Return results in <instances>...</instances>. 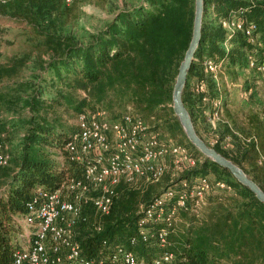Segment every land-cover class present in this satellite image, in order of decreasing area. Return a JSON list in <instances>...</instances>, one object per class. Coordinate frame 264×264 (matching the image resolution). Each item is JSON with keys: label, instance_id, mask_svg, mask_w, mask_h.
Listing matches in <instances>:
<instances>
[{"label": "trees", "instance_id": "1", "mask_svg": "<svg viewBox=\"0 0 264 264\" xmlns=\"http://www.w3.org/2000/svg\"><path fill=\"white\" fill-rule=\"evenodd\" d=\"M73 2L72 4H74ZM72 4L65 0H8L0 13L24 25L27 30L25 55L7 68L0 65V80L13 77L21 66H28L29 78L3 87L0 102H22L28 111L22 121L26 127L15 166L2 168L0 180V264H12L20 247L19 219L27 212V203L39 188L56 190L68 176L78 175L81 166L65 152V164L54 160L51 148H65L75 129H66L65 113L80 115L86 111H105L110 119L126 114L138 115L162 129L193 155L198 166L177 179L194 175L214 176L234 188V194L211 193L201 216L182 212L184 222L176 226L166 251L184 264H264V203L229 170L219 166L189 141L173 109V91L179 68L194 33L195 0H145L120 10L104 28L80 42L63 34L59 23ZM244 10L249 22L257 25L253 45L242 33L228 40L219 20ZM209 17V21L207 18ZM228 43L229 49L225 44ZM264 61V0H204L201 42L188 73L183 101L195 128L205 125L214 113L213 102L227 100L220 81L205 70V61H224L227 70L248 67V56ZM221 76L219 77V80ZM204 81L208 92L198 93L197 82ZM16 97L12 98V96ZM207 96L208 102L203 98ZM2 109V108H1ZM228 112V111H227ZM229 113V112H228ZM0 130V143L7 131ZM220 154L238 165L264 191V115H239L220 120L216 129ZM155 184L140 182L135 187L122 185L109 215L92 222L91 205L84 209L87 222L78 228L83 254L98 257L112 244L128 245L138 232V212L159 193ZM176 179V180H177ZM96 214V213H95ZM100 223L97 232L94 223ZM108 242V246L105 242ZM141 259H152L164 250L156 241L139 242L134 248Z\"/></svg>", "mask_w": 264, "mask_h": 264}, {"label": "built area", "instance_id": "2", "mask_svg": "<svg viewBox=\"0 0 264 264\" xmlns=\"http://www.w3.org/2000/svg\"><path fill=\"white\" fill-rule=\"evenodd\" d=\"M75 1L65 0L67 4ZM243 11L220 19L219 24L227 32L228 40L242 33L253 45H258V38L254 36L257 25L249 22ZM225 46L229 49L228 43ZM204 64L206 72L220 81L224 61L209 60ZM248 68L264 73V61L259 62L254 54H249ZM195 90L206 94L207 84L197 82ZM203 100L208 102L209 98L205 96ZM213 106L210 117L215 123L221 118V99L215 100ZM216 143L218 137L212 145ZM65 151L81 166V172L68 176L56 190L35 191L27 203L26 214L19 219V243L24 229L27 245L22 244L15 251L12 264H184L175 253L166 251L181 213L190 212L199 217L211 193L234 194L232 185L209 175L177 179L193 171L201 160L185 144L162 134L138 115L129 113L112 120L103 110L83 112L78 115L77 132L66 143ZM10 162L8 147L1 142L0 170ZM169 174L173 178L171 185L141 206L138 232L129 239L128 245L108 246L106 241V253L95 258L83 254L78 228L88 220L84 214L86 206L91 205L96 215L103 218L110 214L120 186L135 187L140 182L155 184ZM94 229L100 232L101 224L94 223ZM153 241L164 251L152 259H141L134 251L135 246Z\"/></svg>", "mask_w": 264, "mask_h": 264}, {"label": "rangeland", "instance_id": "3", "mask_svg": "<svg viewBox=\"0 0 264 264\" xmlns=\"http://www.w3.org/2000/svg\"><path fill=\"white\" fill-rule=\"evenodd\" d=\"M8 0H0V8ZM145 0H76L74 4L66 9V14L60 20V27H62L63 34L72 35L80 42H86L89 37L105 27L108 21L115 17V14L120 10L133 7ZM209 21V17L207 18ZM27 30L24 25L18 21L9 18L0 13V65L4 67L11 66L12 62L25 55L29 48L27 44ZM31 74L28 66H21L17 69V74L13 77H5L0 80V94L5 92L3 87L12 85L15 82L27 80ZM221 86H223V96L226 97L227 106L221 112L222 120L229 119L232 116L239 115L244 118L246 114L253 112L264 115V73H259L256 70L247 68L244 69H229L223 67L220 74ZM15 98L16 95L12 96ZM2 102V115L0 116V130L3 127L7 131L4 139V144L8 147V153L11 156V165L15 166L16 160L20 154V147L22 145L23 137L26 133V127L23 119L27 118L28 111L24 108L23 103L16 101ZM229 113H228V112ZM208 122L205 125H199V131L203 139L212 145L215 138L218 137L216 129L220 122L215 123L211 120L210 110L205 113ZM63 121L66 129L77 130L78 116L65 113ZM162 134H166L164 130H160ZM213 146V145H212ZM55 154L54 160L59 164H65V148H51ZM2 172H0L1 176ZM171 176V174H169ZM210 178H214L209 174ZM1 179V178H0ZM169 179H165L163 184L155 187L154 193H159L162 188L167 185ZM2 181L0 180V191ZM91 221L100 220L94 211L88 214ZM180 221L184 222L181 216ZM28 235L23 229V235L20 236V245H27Z\"/></svg>", "mask_w": 264, "mask_h": 264}, {"label": "water", "instance_id": "4", "mask_svg": "<svg viewBox=\"0 0 264 264\" xmlns=\"http://www.w3.org/2000/svg\"><path fill=\"white\" fill-rule=\"evenodd\" d=\"M204 20V0H195L194 33L185 58L180 65L178 76L173 91V109L179 118L184 132L189 141L203 154L219 166L227 169L237 181L249 188L256 197L264 203V191L250 178L238 165L220 154L214 147L210 146L198 134L192 117L183 101V93L188 80V73L197 54L201 38Z\"/></svg>", "mask_w": 264, "mask_h": 264}, {"label": "crops", "instance_id": "5", "mask_svg": "<svg viewBox=\"0 0 264 264\" xmlns=\"http://www.w3.org/2000/svg\"><path fill=\"white\" fill-rule=\"evenodd\" d=\"M3 137L5 138L6 136H5V135H3Z\"/></svg>", "mask_w": 264, "mask_h": 264}]
</instances>
